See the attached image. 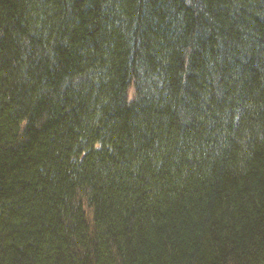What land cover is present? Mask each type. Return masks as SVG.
<instances>
[{"label": "trees", "instance_id": "16d2710c", "mask_svg": "<svg viewBox=\"0 0 264 264\" xmlns=\"http://www.w3.org/2000/svg\"><path fill=\"white\" fill-rule=\"evenodd\" d=\"M0 264H264V0H0Z\"/></svg>", "mask_w": 264, "mask_h": 264}]
</instances>
